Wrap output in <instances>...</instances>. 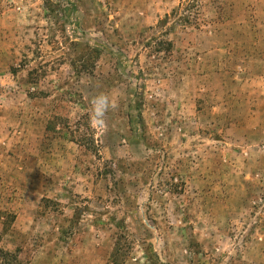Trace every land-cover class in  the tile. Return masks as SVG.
I'll return each mask as SVG.
<instances>
[{"label": "rangeland", "instance_id": "374dc122", "mask_svg": "<svg viewBox=\"0 0 264 264\" xmlns=\"http://www.w3.org/2000/svg\"><path fill=\"white\" fill-rule=\"evenodd\" d=\"M49 2L0 0V247L264 264V0Z\"/></svg>", "mask_w": 264, "mask_h": 264}, {"label": "trees", "instance_id": "16d2710c", "mask_svg": "<svg viewBox=\"0 0 264 264\" xmlns=\"http://www.w3.org/2000/svg\"><path fill=\"white\" fill-rule=\"evenodd\" d=\"M47 4L49 5V7H47V8H48V11L50 13L54 14L55 12L60 10V8L57 9L55 6H53L52 3L49 2V0H47ZM177 11L178 10L173 9L172 12H171V15H175L176 13H178ZM169 17H170V15L166 14L163 19L158 21V25L165 24L168 21ZM187 18L188 17L180 18V16H179V18H177V19H179V21L182 20L183 22H187ZM165 44H166L165 48L169 49V47L171 46L170 41H168V40L165 41ZM116 252H118L117 249H115V253ZM16 263H17V254L9 252V251H7V250H5V249L0 247V264H16Z\"/></svg>", "mask_w": 264, "mask_h": 264}]
</instances>
